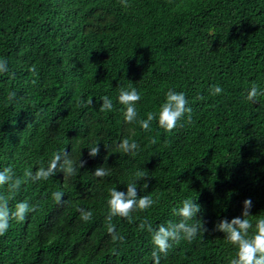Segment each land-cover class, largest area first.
<instances>
[{
    "label": "trees",
    "instance_id": "obj_1",
    "mask_svg": "<svg viewBox=\"0 0 264 264\" xmlns=\"http://www.w3.org/2000/svg\"><path fill=\"white\" fill-rule=\"evenodd\" d=\"M127 3L0 0V58L8 61L0 74V171L11 167L23 179L65 151L78 168L75 176L58 170L47 180H26L15 193L0 186L12 196L10 208L35 206L0 235V264H154L151 233L139 224L178 223L172 209L185 199L201 205L197 216L207 231L192 242H170L160 264H228L236 247L215 223L242 218L246 198L247 218H264V96L257 104L246 99L253 83L264 89V0ZM212 85L224 91L212 95ZM129 86L141 96L137 120L157 111L170 88L185 94L190 119L185 113L171 131L156 120L150 131L124 122L118 92ZM9 91L16 93L11 102ZM102 96L112 110L100 111ZM89 97L93 104L81 107ZM125 138L139 145L135 154L118 149ZM96 141L99 154L89 157ZM97 167L110 174L96 177ZM137 171L148 175L146 188L137 182V198L156 203L130 213L131 223L112 217L124 237L113 242L109 189L126 192ZM57 191L64 194L59 203ZM78 209L92 218L83 221Z\"/></svg>",
    "mask_w": 264,
    "mask_h": 264
},
{
    "label": "clouds",
    "instance_id": "obj_2",
    "mask_svg": "<svg viewBox=\"0 0 264 264\" xmlns=\"http://www.w3.org/2000/svg\"><path fill=\"white\" fill-rule=\"evenodd\" d=\"M123 7H129L127 0H120ZM214 35V33H213ZM35 70L34 68L32 69ZM8 71V61L6 58H0V74ZM224 90L219 85H212L210 92L212 95L222 93ZM258 96H264V89H261L253 83L246 93V99L250 102L257 101ZM16 97L14 91H9L7 99L9 102L13 101ZM102 100L100 111H110L113 108L112 101L107 96L99 98ZM141 99L140 93L133 87H121L118 92V101L124 107L120 109L124 122L133 123L138 122L139 125L145 130L150 131V125L153 120L158 122V125L166 131H171L176 127L177 121L184 116L185 113L189 114L192 111L188 104V100L183 92H178L173 89H168L165 93V99L159 106L157 111L148 112L146 119L137 120L136 103ZM203 99V97H198ZM93 99L91 97L82 99L80 101L81 107L91 106ZM156 143V139L151 141ZM118 149L124 153L135 154L139 145L136 141H129L127 138L120 141L117 145ZM100 148L98 141L93 146L88 147V156L95 157L99 154ZM67 152L64 154L54 153L52 159L48 162L47 166L41 165L35 173L26 171L24 178L17 177L11 167H6L0 171V186L7 185L9 193L18 192L20 186L26 180L38 181L47 180L53 176L58 170L65 176H75L78 174V168L73 162L66 158ZM62 157L63 158L62 160ZM86 164L85 160H78V167L83 168ZM110 173L104 167H97L93 171L96 177H106ZM148 177L145 171H137L135 179L126 184L127 191H117L116 188L109 189V198L107 199L108 216L106 217L107 232L113 242H123L124 237L119 235L115 229V225L111 223L114 216H120L132 222L133 217L130 215L133 211L139 209L141 211L148 209L156 203L150 196L143 195L137 198V182L145 180ZM143 187H147V182L143 183ZM53 198L56 202H61L63 193L54 192ZM12 199L11 195L0 194V235H4L9 228V221L15 219L23 222L26 215L30 211H35V206L30 205L26 201H21L15 204L14 208L9 207V200ZM252 206L250 198L243 201L242 218L234 217L231 220L220 219L215 223V229L223 232L228 242L236 247L234 258L230 259L228 264H264V218H259L253 224L247 217L250 216L249 209ZM80 218L83 221H89L92 218V212L78 209ZM201 212V205L195 200L185 199L181 202L180 206L172 209L173 215L181 217L178 223L168 222L167 226L160 225L157 229H153L151 224L147 221H141L139 228L146 229L151 233L152 243L155 245L156 250L152 252L154 264H160L159 253L167 254L168 249L172 247V243H178L181 239L192 242L197 235L203 238V233L207 231L202 219L197 216ZM196 218L195 223L189 224L188 221ZM251 230V231H250Z\"/></svg>",
    "mask_w": 264,
    "mask_h": 264
},
{
    "label": "water",
    "instance_id": "obj_3",
    "mask_svg": "<svg viewBox=\"0 0 264 264\" xmlns=\"http://www.w3.org/2000/svg\"><path fill=\"white\" fill-rule=\"evenodd\" d=\"M254 102V104H257L255 101H253Z\"/></svg>",
    "mask_w": 264,
    "mask_h": 264
}]
</instances>
